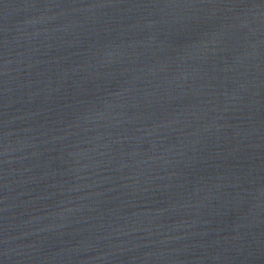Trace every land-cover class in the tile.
<instances>
[{
  "label": "water",
  "instance_id": "obj_1",
  "mask_svg": "<svg viewBox=\"0 0 264 264\" xmlns=\"http://www.w3.org/2000/svg\"><path fill=\"white\" fill-rule=\"evenodd\" d=\"M0 264H264V0H0Z\"/></svg>",
  "mask_w": 264,
  "mask_h": 264
}]
</instances>
